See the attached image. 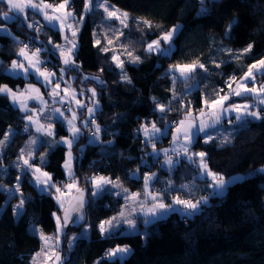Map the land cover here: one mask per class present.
Here are the masks:
<instances>
[{"label":"trees","instance_id":"1","mask_svg":"<svg viewBox=\"0 0 264 264\" xmlns=\"http://www.w3.org/2000/svg\"><path fill=\"white\" fill-rule=\"evenodd\" d=\"M57 1L60 0H46L51 4ZM108 3L128 13V27L118 25L115 19H105L102 9L93 8L86 13L76 38L78 47L74 59L79 71L65 74V78L77 77L71 84L77 90H84L87 106L90 105L87 89H96L99 107L95 120L102 132L100 142L86 143L89 131L82 127L81 135L73 144V172L78 186L85 189L88 202L83 223L87 224V231L79 234L69 247L70 234L80 230L81 226L64 229L59 244L64 264H264V172L259 171L264 166V120L248 118L245 127L232 132L231 143L221 145L220 134L229 132L230 125L226 121L231 117L224 118L220 130L211 132L216 139L204 143L201 135L190 146V150L206 152L209 167L230 179L225 190L216 195L207 187L208 179L199 176L197 163L181 157L171 168L162 166L161 155L153 160L151 145L146 144L137 131L141 123L153 121L160 127L169 122L168 132L171 131L170 121L182 119L185 106L190 104L195 116L204 105V98L211 101L217 98L219 90H223L220 94L224 92L226 79L233 75L238 81L250 64L264 58V0H204L206 14H201V0H108ZM69 8L76 17L79 16L83 0H70ZM7 10V5L0 3V12ZM27 16V20L19 17L7 22L0 18V24H7L12 36L18 38L13 40L11 36L0 34V85H7L13 91L33 81L30 76L24 79L5 73L12 60L17 58L24 39L32 46H40L41 56L49 55L45 66L52 67L55 72L62 67L58 54L48 43L49 37L54 43L60 41L59 31L41 23L34 12L27 11ZM34 18L40 20L38 26H43L39 33L35 27H27ZM142 20L150 21L152 26L149 28L140 23ZM231 22L234 23L226 36ZM176 23L181 25V30L174 37L170 52L146 51V45ZM95 39L101 44L94 46ZM108 39L113 41L111 45L107 43ZM118 44L140 58L138 63L124 61L123 71L131 83L121 79V69L111 59V48ZM249 44L251 51L237 59ZM103 47L109 51L102 52ZM228 49L232 50V55L228 54ZM193 61L204 64L208 71L197 69L193 79L184 80L167 70L170 65ZM84 75L99 77L104 83L101 86L95 80H83ZM173 76L177 77L174 86ZM257 81L263 82L264 77L257 76ZM251 99V96H232L229 102L242 103ZM157 104L166 106L167 111L161 113ZM85 109L78 111L82 113L80 117H84ZM52 124V138L60 141L67 135V130L61 121L53 120ZM7 127L14 131L7 146L0 149L3 164L0 185L4 187L15 184L19 174L17 164L20 165L17 157L26 147L32 129L20 132V128H25L23 114L7 95L0 94V139ZM165 138L156 141V147L164 146ZM41 147L45 146H39L36 156ZM67 151L63 143L55 144L42 165V170L50 173L56 184L64 178L62 164ZM194 160L198 161V158L194 157ZM32 161L39 164L36 157ZM136 170L138 177L134 178L130 174ZM152 170L156 172L152 181L154 188L163 193L166 202L179 195L193 201L208 197L207 203L192 215L176 208L147 224L140 221V233L126 234L119 230L102 237L98 225L102 220L116 216L123 200L109 190L100 197H93L87 178L93 175L112 180L119 178L123 188L139 192L144 174ZM22 172L18 182L20 197L12 198L19 202L23 199V209L17 218L9 204L0 211V264H30L31 257L40 249L34 229L54 235L56 219L52 214L61 215L62 211L52 196L53 189L51 192L39 191L33 183L32 173ZM182 185L189 188H182ZM7 197L0 188V204ZM118 245L129 246L128 254L123 258L108 257L106 253Z\"/></svg>","mask_w":264,"mask_h":264},{"label":"snow or ice","instance_id":"2","mask_svg":"<svg viewBox=\"0 0 264 264\" xmlns=\"http://www.w3.org/2000/svg\"><path fill=\"white\" fill-rule=\"evenodd\" d=\"M0 3L7 5V11L0 12V18L4 21H10L18 19L23 16L25 20L28 19L27 11L31 9L33 12H39L43 19L51 26V28L55 29L58 26V30L61 38L65 41L63 45L56 44L53 42L52 38L49 37L48 43L52 45V47L59 52L60 62L62 67L59 69V76L57 77V73L52 71L51 69L45 66V61L40 59L41 49L36 48L34 51L30 50L29 45L25 44L23 47H20L17 52L18 59H13L11 62L10 68L7 70L13 74H23L24 77L35 76L38 81H40L45 86H50L51 90L48 92V96H50L53 101H58L61 105L75 103L78 109L87 108V120H82L81 123L84 127H88V122L90 121L91 125L94 126L95 130L91 132V139L96 142H100V134L102 129L99 124L96 123L95 120V112L99 107V101L97 99V91L95 88L87 89L88 92L91 93L90 103L91 107L87 106L81 99L77 98L76 89L72 88L70 84L65 81V74L69 71L78 72L79 65L76 64L74 57L76 56V49L78 47L77 43V34L79 32V25L83 23L85 17L83 14L76 18L75 12L67 10L70 5V0H62V3L59 4H51L47 3L46 0H0ZM84 3V11L89 12L92 11L93 8L103 9L104 13H106L105 19H115L120 22L123 27H128V13L123 12L120 13L118 9L115 8L114 5H109L108 0H83ZM204 0H201V14L207 13V8L204 6ZM51 10V12L49 11ZM73 21V22H70ZM140 23L148 26L149 28L152 26L151 22L148 20H142ZM234 22L229 23L228 30L225 35L227 36L232 28ZM38 24V22H36ZM28 28H33L34 23L29 22L27 24ZM43 26L35 27V31L39 33ZM181 30V25H173L169 30L163 32L157 39L153 40L146 47V51L149 53L157 52L167 54L172 49V42L177 33ZM119 35H123V32L117 30ZM0 32H5L8 36H11L13 40H17L18 38L12 36L11 32L7 29V24H0ZM68 33H71V38H69ZM95 36V33H94ZM107 43L111 45L113 41L108 39ZM101 44L99 39L94 40V46H98ZM162 44L168 45V48L162 47ZM126 48V46H125ZM252 49V45L249 44L246 48L241 50L239 55H237V59H239L244 54L250 52ZM102 52H108L109 48L103 47L101 48ZM228 54L232 55V50L228 49ZM128 55L132 58L133 63H138L140 58L137 56H132V53L129 52ZM112 61L115 62L116 67L121 69V79L128 83H131L127 73L123 71L124 61L119 58L117 55H112ZM215 63V62H214ZM217 68L220 67V64H215ZM197 69H202L204 72H207L208 69L204 64L199 63V61H193L192 63L186 64H176L170 65L168 72L169 73H179V78L184 80L193 79ZM100 71H104V69H100ZM257 76L264 77V58L257 60L255 63L250 64L248 66L247 71L244 73L242 77H240L239 81L236 80L235 77H230L226 82L228 87V92H224L220 94L223 90H219L216 94L217 98L213 100H209L208 98H204L203 104L204 108H202L197 115H193L192 110L190 109V104L185 106V118L180 120L178 123L171 125L172 128V143L177 144L181 137L183 138V143L179 145V150L173 148L172 151L175 153L177 157L183 153L184 157L189 160L191 163H197L198 174L201 177H206L211 182L208 183L207 187L213 189V195L221 192L228 180L217 172H214L208 165L207 162V153L206 152H191L190 146L194 141L197 140L198 137L203 134L204 143H208L216 137L211 134L219 125L222 124L223 119L226 116L231 114H235L234 120L229 119L228 124H237L238 128L235 131H238L240 128H243L247 125L248 118L251 117L254 120H264V108H257L256 105L264 106V83H258ZM56 79H53V78ZM76 76L68 77V80L76 79ZM95 80L101 86L103 85V81L99 77H89L87 75L83 76V80ZM177 77L173 76V86L175 85ZM61 81H64L65 86L61 89ZM249 82H251V86H249ZM233 83H235V87H233ZM61 91H63V96H61ZM0 94L7 95L13 104L19 106V110L24 113H30L24 116V119L28 122L25 125V131L28 130L29 125L35 127L36 133L41 136H54L53 124L51 122L45 124L41 122V115L45 113V108L48 107L47 101L44 99L43 94L39 87L35 85L29 84L25 90V92H15L7 85H0ZM84 90L81 89L79 92V96H84ZM173 96H175V92L173 91ZM232 96L240 97V96H251L255 101V104L250 103H230ZM155 99V98H153ZM33 100L37 101L41 107L37 109H30L28 106V101ZM156 108L164 113L167 111L166 106L162 104H157ZM53 113L58 114L59 117H63L66 121L68 128L67 131L69 135L67 137H62L60 141H55L56 144L63 143L67 145L68 152L66 154V159L64 162V169L66 175L68 176V182L63 186H58L53 182L52 176L50 173L42 170V165L44 163L45 157L47 153L41 154V166H34L33 163L30 162L34 149L37 145H41L43 142L38 137H32L28 141L27 147V157L25 158L26 149L22 148L20 150V155L17 157L18 161H22L23 169L22 171L27 174V171H31L32 179L35 182L36 187H38L43 192H51L52 189H55V192L58 194L54 198L57 200V203L60 206V209L63 211V216L57 215V213H53L52 215L56 219V228L54 235H46L41 229H34L39 233V239L41 241V249L39 252L35 253L32 257V264H64V258L59 251L60 237L63 234L64 229L68 226L70 222H76V220L83 219V209L85 207V198L84 193L85 189L80 188L78 186V181L73 172V161L75 157L72 153L73 144L77 140V138L81 135V128L75 123L82 113H78L73 111L71 107H68L66 111L71 112V117L65 115V110L62 108H53ZM48 121L52 120L51 116L46 117ZM163 119V117H161ZM170 127L169 122H165L164 128H160L157 126L155 121L150 122V124L141 123L138 132H142L145 138V142L151 145L152 154L155 155L158 151H163L166 159L164 161L165 164L171 168L178 161L174 160L171 155L168 154L167 149L158 150L156 147V140L164 135ZM232 132H228L227 134H220L221 137V145L231 143ZM12 138L11 130L5 132L3 135V139H0V149L7 146L8 142ZM109 144L112 141H108ZM51 147V145H48ZM81 150H83V146H81ZM194 157H198V162L194 160ZM3 167L2 162H0V168ZM17 167H20L17 164ZM259 171L264 172V168H261ZM156 177V173H145L144 174V190L143 195L146 198H150L152 201L151 207L147 209L144 213L146 216L150 217H158V215L162 212H167L172 210L175 205L181 206L182 209L185 210L186 215L194 214L202 204H206L208 197H201L199 200L193 201L191 199L181 198L179 195L172 197V203L166 204L163 200V193L158 191H151V182ZM17 181L19 182L22 177L17 176ZM89 183L92 185V196L100 197L106 191H108V186L111 188H119L124 195V199L126 202L131 201L133 203L139 201L141 193L131 192L126 188H123L122 184L119 183V178L117 180H112L110 177L93 175L90 178H87ZM239 179V177H237ZM172 182L169 181V186L171 187ZM182 188H187L188 185H182ZM64 189H67L68 192H65ZM75 189V195H72L67 201L65 199H61V197H68L71 191ZM15 191L20 192L19 183L15 186ZM120 193H117L119 195ZM65 203H67V207H65ZM25 201L23 199L14 207L13 212L16 215L20 214V210L23 209ZM141 208L144 207L143 202H140L139 205ZM126 207H131V204L126 205ZM135 212V208H132V212H129L127 215L124 210H121L116 216L110 217L107 220H102L98 225L100 235L102 237L110 236L115 231L118 230L117 226L120 224H127L129 228H135L136 221L132 218V213ZM76 217L74 219V215ZM148 221L146 220L145 223ZM87 231V229H85ZM76 237H72L69 240V244L75 241ZM130 251L129 246H117L113 249H110L106 255L108 257H114L118 253L119 254H127Z\"/></svg>","mask_w":264,"mask_h":264},{"label":"rangeland","instance_id":"3","mask_svg":"<svg viewBox=\"0 0 264 264\" xmlns=\"http://www.w3.org/2000/svg\"><path fill=\"white\" fill-rule=\"evenodd\" d=\"M59 3H62V0H60V1H57V2H54V4H59ZM109 5H111L110 3H109ZM116 8V7H115ZM116 9H118V8H116ZM29 10H31V9H29ZM50 10V9H49ZM67 10H70V8L68 7V9ZM119 10V9H118ZM71 11V10H70ZM102 11H103V9H102ZM50 12H51V10H50ZM119 12L120 13H123L124 11H122L121 9L119 10ZM39 13V12H38ZM86 13H88V12H85L84 11V3H83V9H82V11H81V13H80V15L81 14H83V15H85ZM103 13H104V11H103ZM40 14V13H39ZM79 15V16H80ZM40 16L42 17V19H43V16L40 14ZM79 16H77L76 18L78 19L79 18ZM104 16H106V13H104ZM22 18H23V16H21ZM24 19V18H23ZM25 20V19H24ZM110 20V19H109ZM11 21V20H10ZM117 22H118V25H121L120 24V22L118 21V20H116ZM28 22V21H27ZM70 22H73V21H70ZM48 24V23H47ZM177 24H179V23H176L175 25H177ZM180 25V24H179ZM50 26V25H49ZM80 26H81V24L79 25V30H80ZM8 29V28H7ZM58 30V26H57V28H55V30ZM8 31H9V29H8ZM59 31V30H58ZM0 34H1V32H0ZM7 35V34H6ZM78 35V34H77ZM59 36H60V33H59ZM68 36H69V38H71V33H68ZM77 38V37H76ZM60 40H61V45H63L64 43H65V41L61 38V36H60ZM25 44H27V45H29V48H30V50H35V48H34V46H32L31 44H30V41H28L27 39H24L23 40V43L21 44V46L20 47H23V45H25ZM56 44H60L59 42H56ZM146 47H147V45H146ZM162 47H164V48H168V45H165V44H162ZM51 48H52V50H54V51H56L53 47H52V45H51ZM111 49H113V54L112 55H117V56H119V58L121 59V60H123V61H129V62H132V58L128 55V50H127V48H125V47H123V46H121V45H116V46H112V48ZM18 52V51H17ZM57 52V51H56ZM59 53V52H58ZM152 53H157V52H152ZM48 56L49 55H47L45 58H42L41 60H43V61H48L47 59H49L48 58ZM132 56H134V55H132ZM59 61H60V56H59ZM11 64V63H10ZM62 65V64H61ZM10 66L11 65H9L6 69H5V73L6 74H8V75H10V76H21V77H24L23 76V74H19V75H17V74H13V73H11V72H9V71H7L9 68H10ZM168 69H169V67H168ZM167 69V70H168ZM175 75H177V76H179V73H174ZM71 84V83H70ZM72 88H74V89H76L72 84L70 85ZM233 87H235V83H233V85H232ZM26 88L27 87H25L24 89L26 90ZM25 90H21V89H17V90H15V92H25ZM81 90V89H80ZM80 90H77L76 89V91H77V98H79V92H80ZM225 92H228V88H227V90L225 91ZM89 93V97L87 98L88 100H89V102H90V97H91V93L90 92H88ZM84 96H85V94H84ZM84 96H82V101L84 102ZM44 99L47 101V98L46 97H44ZM11 100V99H10ZM34 102H36L37 104H38V106H40L41 107V105L37 102V101H34ZM11 103H12V101H11ZM52 103H53V99H50L48 102H47V105H48V107H46L45 108V113L44 114H42L41 115V122L42 123H45V124H47V123H49V122H52L53 121V116L50 114V112H51V109L49 108V107H51V105H52ZM75 104V103H74ZM90 105L89 106H92L91 105V103H89ZM15 105V104H14ZM39 107V108H40ZM30 109H35V108H31V107H29ZM38 108V109H39ZM37 109V110H38ZM192 113H194V112H192ZM199 113V112H198ZM197 113V114H198ZM22 114H23V118H24V116L25 115H27L26 113H24V112H22ZM196 114V115H197ZM185 115H186V113L185 114H183V117L185 118ZM233 115V117H235V114L233 113L232 114ZM48 116H51L52 117V120L51 121H48L47 119H46V117H48ZM227 117V116H226ZM85 120H87V118L85 119ZM181 119H179V121H180ZM178 121V122H179ZM89 123H90V121H89ZM91 124V123H90ZM148 124V123H147ZM63 126L65 127V129L67 130V128H68V125H67V123H65V124H63ZM82 126H84L83 124H82ZM220 126V125H219ZM218 126V127H219ZM140 127V126H139ZM158 127H160V126H158ZM31 128L33 129V131H32V133H31V136L28 138L29 140H30V138H32V137H38L43 143V145L45 146V147H41V151L39 152V153H37V157H38V161H39V164L41 163V154L42 153H49L50 152V150H51V148L56 144L55 143V139L54 138H52V136L50 137V136H41L40 134H38V133H36V131H35V127L34 126H31ZM87 128V127H86ZM88 128L90 129V128H92V130H88ZM88 128H87V130L89 131V133L87 134V139H86V143H93V142H96V141H93L92 139H91V132L92 131H94L95 130V128H94V126L93 125H89L88 126ZM160 128H162V127H160ZM238 128V125L237 124H232V125H230L229 126V128H228V131L229 132H234V130L235 129H237ZM9 130H11V133L13 134V129L11 128V127H7V130H6V132H8ZM171 133H172V131H171ZM140 134L142 135V138H143V140H144V142H145V138H144V136H143V133L142 132H140ZM69 135V133H68V131H67V135L66 136H63V137H67ZM202 135V134H201ZM101 137V136H100ZM161 137V136H160ZM62 138V137H61ZM3 139V138H2ZM28 140V141H29ZM172 134H171V137H170V139H169V148H167V147H160L158 150H161V149H167L168 150V154L169 155H171V153L172 154H174L175 155V153L172 151V149L173 148H176L177 150H179V144L177 143V144H173L172 142ZM146 143V142H145ZM147 144V143H146ZM48 145H51V147H49ZM39 146L40 145H37L36 147H35V149H34V152H33V155L35 154L36 155V152L38 151L37 149L39 148ZM66 147H67V145H65ZM82 146V145H81ZM81 146H80V148H81ZM27 147H28V143H27V145H26V147L24 148V149H26V151H25V153H26V155H27ZM191 152H193V153H195V152H198V151H194V150H190ZM150 153H151V156H152V158H153V160H155V158L157 157V156H159V155H161L160 157H161V159H160V164L162 165V166H166V167H169L167 164H165L164 163V161H165V159H166V156H165V154H164V152L163 151H158V153L157 154H155V155H153L152 154V150L150 151ZM172 156V155H171ZM181 157H184V155H183V153H181V155L179 156V157H177L176 155L173 157V159L174 160H176V161H179V159L181 158ZM46 158H47V155H46V157H45V160H44V163L47 161L46 160ZM198 158V157H197ZM187 159V158H186ZM198 160H199V158H198ZM198 162V161H197ZM261 168H264V166L263 167H261ZM260 168V169H261ZM22 167L20 166L19 168H18V172H19V174H18V176H21V174L23 173L22 172ZM148 173H156L155 171H149ZM132 177H134V178H137L138 177V171L136 170V171H134V172H132L131 174H130ZM67 180H68V176H66L65 177ZM156 178V177H155ZM154 178V179H155ZM201 178H203V177H201ZM153 179V180H154ZM117 180V179H116ZM210 181V180H209ZM229 182V181H228ZM15 184L14 185H12V186H8V187H4L3 185H0V188L1 189H3L6 193H7V195H8V197H7V199L2 203V204H0V211L1 210H3L6 206H7V204H9V205H11V209H12V214H13V216L15 217V218H17L18 217V215H16V214H14V212H13V209H14V207L19 203V199H13L12 197H14V196H17L18 198L20 197V194H19V192H16L15 191V186L17 185V183H18V181H17V179H16V181L14 182ZM120 183V182H119ZM121 184V183H120ZM58 185V184H57ZM155 186L153 185V182H151V187H150V190L151 191H157L155 188H154ZM91 188H92V186H91ZM189 187H187V188H185V189H188ZM116 188H111V186H108V190L109 191H114L116 194L117 193H120L119 194V196L122 198V200H123V204H122V206H121V208H120V210L118 211V213L121 211V210H124L125 211V214L127 215L129 212H132V208L134 207L135 208V212L134 213H132V218H134L135 219V221H136V226H135V228H129L128 227V225L127 224H120V225H118L117 226V228H118V230L117 231H119L120 230V232L121 233H126V234H130V233H140L139 231H140V227H139V222L141 221V222H143L142 220H140V218L142 217V211H141V209H143V208H147L146 206H150V204H152V201H148L147 199H145V197H144V195H143V190H144V176H143V180H142V182H141V190H139V192L138 193H141V196H140V198H139V201H137V202H135V203H133V202H131V201H128V202H126L125 201V199H124V195H125V193H123L122 191H121V189H117V190H119V191H117V190H115ZM54 191H53V193H52V196H53V198L55 197V196H57L58 194L55 192V189H53ZM67 190V189H66ZM73 191H75V189H73L72 191H71V193L69 194V196L68 197H61V199H65L66 201H67V199H69L70 197H71V195L73 194ZM67 192H68V190H67ZM135 192H137V191H135ZM129 193H131V191H129ZM185 199V198H184ZM187 199V198H186ZM54 200L56 201V203H57V200L54 198ZM198 200V199H197ZM194 201H196V200H194ZM140 202H143V204H144V207L143 208H141L139 205H140ZM66 204V203H65ZM128 204H131V207H126V205H128ZM59 205V204H58ZM179 206V205H178ZM59 208H60V206H59ZM177 208H181V207H177ZM151 218H154V217H151ZM157 219V218H156ZM140 220V221H139ZM37 229V228H36ZM85 229H87V224H83L81 227H80V230H78V231H75V232H73V233H71L70 235V238H69V240L72 238V237H78V236H80L79 234H85L86 233V231H85ZM36 234H37V237H39V233L38 232H36ZM46 235H51V234H46ZM40 240V239H39ZM69 240H68V242H67V246H69V247H72V244L74 243H72L71 244V246H70V244H69ZM39 248L41 249V241H40V246H39ZM40 249H39V251H40ZM38 251V252H39ZM37 253V252H36ZM128 254V253H127ZM127 254H117L116 256H114V257H119V258H123V257H125ZM35 255V253L33 254V256ZM32 256V257H33ZM32 257H31V261H30V264H32Z\"/></svg>","mask_w":264,"mask_h":264},{"label":"crops","instance_id":"4","mask_svg":"<svg viewBox=\"0 0 264 264\" xmlns=\"http://www.w3.org/2000/svg\"><path fill=\"white\" fill-rule=\"evenodd\" d=\"M48 3V2H47ZM28 11H31L32 13H33V11L32 10H28ZM50 11V10H49ZM34 13H36L37 15H38V18L39 19H41V23H46L47 24V22L44 20V19H42V17L40 16V14L38 13V12H34ZM35 20H33V21H31V22H33L34 24H36V22H40V20L39 19H36V18H34ZM1 33H3V34H6L5 32H1ZM59 40H60V36H59ZM60 44H61V40L60 41H58ZM34 48L36 49V48H40L41 49V47L40 46H38V45H35L34 46ZM34 51V50H33ZM56 53V55L58 54V57H59V53H58V51L57 52H55ZM44 56H41V53H40V59H42ZM45 58V57H44ZM15 59H18V57L17 58H15ZM46 67L47 68H49V69H51L52 71H55V69H53L52 67H49L48 65H46ZM56 73H57V77L59 76V69L56 71ZM244 75V74H243ZM30 77H32V79H33V81L31 82H27V83H25V86L21 89V90H25L24 88L25 87H27L29 84H32V85H35L36 87H39L40 88V90H41V93L43 94V96L44 97H46L47 98V102L50 100V99H52L50 96H48V92L51 90V87L50 86H45L44 84H42L40 81H38L37 80V78L35 77V76H30ZM24 79L26 78V77H23ZM53 79H56L55 77L53 78ZM65 81H67L69 84L71 83V81H69L68 80V78H65ZM239 81V80H238ZM249 83H251V82H249ZM261 83H264V81L263 82H261ZM71 85V84H70ZM64 86H65V83H64V81H61V89H63L64 88ZM236 86V85H235ZM61 96H63V91H61ZM10 99V98H9ZM80 99V98H79ZM11 101V100H10ZM242 103H250V104H255V101L253 100V99H251V100H248V101H244V102H242ZM13 104V103H12ZM13 106H16V107H18V109H19V106L18 105H14L13 104ZM28 106L29 107H31V108H35V109H38L40 106H38V104L36 103V102H34L33 100H29L28 101ZM93 106V105H92ZM260 105H256V107L257 108H260L259 107ZM68 107H71L72 108V110L73 111H76V112H78L80 109H78L77 107H76V105L74 104V102H72L70 105L69 104H64V105H61L58 101H53V103H52V105H51V107H49L50 109H51V112H50V114L53 116V120H58V121H61L63 124H65L66 123V121L64 120V118L63 117H59V115L58 114H55V113H53V111H52V109L53 108H62V109H64L65 110V115L66 116H68L69 118L71 117V112H68V111H66V109L68 108ZM89 107H91V106H89ZM202 108H204V105H202V107H201V109ZM98 109V108H97ZM96 109V110H97ZM200 109V110H201ZM21 112V111H20ZM22 113V112H21ZM84 114V117L82 116V117H80L75 123L80 127V128H82V127H84V126H82V123H81V121L82 120H85L86 118H87V108L85 109V111L83 112ZM26 114H30V113H26ZM229 117H231L230 119H233L234 120V117H233V115L231 114V115H229V116H227V117H225V119L227 120ZM250 119H252L251 117H249ZM182 119H184V117L182 118ZM181 119V120H182ZM78 122H79V124H78ZM28 122L25 120V125L27 124ZM52 123V122H51ZM226 123L228 124V122L226 121ZM29 128H31V125H29ZM88 128V127H87ZM164 128V126L162 127V129ZM32 129V128H31ZM216 129H219L220 130V126L219 127H217ZM214 130V131H218V130ZM88 130H90L89 128H88ZM32 131H33V129H32ZM171 131H172V129H171ZM171 131H167L164 135H162L161 137H159L156 141H158L160 138H165L166 139V142H165V144H164V146L165 147H167V148H169V139H170V137H171ZM167 135H168V137H167ZM203 135V134H202ZM181 143H183V138L181 137V139H180V141L178 142V144L180 145ZM164 146H159V147H157V149H159L160 147H164ZM68 152V151H67ZM67 152H66V154H67ZM66 154H65V158L64 159H66ZM171 155H172V157H174L175 155L174 154H172L171 153ZM37 158V161H38V157L34 154L33 156H32V158H31V160H30V162L31 163H33L34 164V162L32 161L34 158ZM25 158H28L27 157V155H26V153H25ZM65 162V161H64ZM38 163H39V161H38ZM41 164V163H40ZM40 164H37V165H35L34 164V166H40ZM63 165H64V163L62 164V170L64 171V177H66L67 175H66V172H65V169H64V167H63ZM20 166L23 168L24 166H23V163H22V161H20ZM28 172H31V171H28ZM226 180H228V181H230V179H226ZM209 181V180H208ZM211 181H209V183H210ZM33 183L35 184V182L33 181ZM36 186V185H35ZM92 186V185H91ZM226 187V186H225ZM39 191H41L38 187H36ZM118 188H116L115 190H117ZM211 189V188H210ZM225 190V188L221 191V192H218V194L219 193H222L223 191ZM91 193H92V188H91ZM117 191H119V190H117ZM211 192L213 193V189H211ZM112 193L114 194V195H116L117 196V194L114 192V191H112ZM145 197V196H144ZM145 199H147L148 201L150 200L151 201V199L150 198H146L145 197ZM187 199H189V198H187ZM199 200V199H198ZM164 202L166 203V204H171L172 203V199L169 201V202H166L165 200H164ZM147 208H143V209H141V211H142V217L140 218V220H142L143 221V224H147V223H149V222H151V220H154V219H156V218H161L162 216H164V215H166V214H168L170 211H172L173 209H175V210H177L176 208L177 207H181V206H178V205H175L174 207H173V209L172 210H169V211H167V212H162V213H160L159 215H158V217H154V218H151L150 216H146L144 213L147 211V209L149 208V207H151V204H150V206H146ZM139 220V221H140ZM148 221L147 223H145V221Z\"/></svg>","mask_w":264,"mask_h":264},{"label":"water","instance_id":"5","mask_svg":"<svg viewBox=\"0 0 264 264\" xmlns=\"http://www.w3.org/2000/svg\"><path fill=\"white\" fill-rule=\"evenodd\" d=\"M72 195H75V191H73V194ZM71 195V196H72ZM84 198H85V201H86V203H85V207H84V209H83V219L82 220H76V222H70L69 224H68V226H71L72 228H75V227H80V226H82L83 225V223L85 222V208H86V205H87V198H86V191H85V193H84ZM65 207H67V203L65 204ZM61 215V217L63 216V211H61V213H60ZM74 215V219H75V217H76V214H73Z\"/></svg>","mask_w":264,"mask_h":264},{"label":"built area","instance_id":"6","mask_svg":"<svg viewBox=\"0 0 264 264\" xmlns=\"http://www.w3.org/2000/svg\"><path fill=\"white\" fill-rule=\"evenodd\" d=\"M71 11H73V10L71 9ZM37 26H38L37 24L34 25V27H37ZM230 77H234V76L231 75ZM230 77H229V78H230ZM229 78L226 79V81L224 82V86L226 87L225 90H224V92H225V91L227 90V88H228L227 85H226V82L229 80ZM224 92H223V93H224ZM223 93H222V94H223ZM170 122H171L172 125L178 123V121H176V120H171ZM88 124L91 125L89 122H88ZM20 129H21L20 132H22V133L25 132V128L22 127V128H20ZM67 182H68V180L64 177V178H62V180H60V182L58 183V186H63V185H64L65 183H67ZM64 191L67 192L66 189H64ZM178 209H179L180 212H183V209H182V208H178Z\"/></svg>","mask_w":264,"mask_h":264}]
</instances>
